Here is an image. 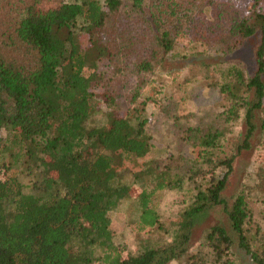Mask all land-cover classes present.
<instances>
[{"label": "trees", "instance_id": "trees-1", "mask_svg": "<svg viewBox=\"0 0 264 264\" xmlns=\"http://www.w3.org/2000/svg\"><path fill=\"white\" fill-rule=\"evenodd\" d=\"M102 1L0 0V264H237L234 245L264 264V217L253 220L247 204L253 187L264 202V172L223 195L234 160L264 141V0ZM187 35L218 54L207 85L227 105L206 126L183 128L192 157L156 159L146 117L118 108L116 82L131 67L139 76L163 71ZM248 40L243 62L237 51ZM101 77L106 110L91 124L101 110L90 83ZM144 169L153 187L136 197L135 234L160 227L154 191L189 187L191 200L172 242L124 255L108 212ZM216 207L222 219L191 252L193 225Z\"/></svg>", "mask_w": 264, "mask_h": 264}, {"label": "rangeland", "instance_id": "rangeland-1", "mask_svg": "<svg viewBox=\"0 0 264 264\" xmlns=\"http://www.w3.org/2000/svg\"><path fill=\"white\" fill-rule=\"evenodd\" d=\"M71 2L74 0H64ZM102 1V0H101ZM125 3L129 6V2ZM103 2V1H102ZM123 9V5L120 10ZM149 12V10L147 11ZM211 15V11H206ZM130 20L135 19L132 12ZM137 28V23H131L129 29L131 36ZM189 34V33H186ZM254 41H245L237 51V57L243 62L250 58ZM211 53V54H207ZM220 58L212 49L194 41L189 35L179 39L174 45L173 52L166 62L163 71H156L151 76H139L134 74L132 67L126 71L117 87L118 108L131 111L137 108L146 117V130L150 135V156L163 159L169 155L174 157L190 158L193 149L189 142L183 138L182 130L187 125L198 124L201 127L216 119V114L222 111L227 100L214 87L207 83L215 76V71L208 63L216 62ZM236 62L235 60H233ZM232 61V62H233ZM119 65H121L119 63ZM103 78L90 83V89L94 94V105L99 111L91 119V124L103 119L102 111L106 110L104 102L99 97L102 92ZM264 172V141L257 139L252 146V151L247 152L241 158L233 162V169L228 177L224 197H228L239 186L247 184L256 185L258 174ZM141 180L130 186L128 196L119 200L117 206L108 212L112 240L123 248V254H134L140 249L141 244L156 245L172 242L173 225L179 212L191 200L189 187L156 190L150 196L149 206L158 214L160 227L147 232L134 233L133 220L138 214L136 197L142 190H151L153 184L149 181L150 171L144 169L140 172ZM199 180V178H196ZM255 188V187H253ZM254 197L248 199L247 204L253 214V220L258 222L264 217V202L253 190ZM264 196V193H262ZM222 219L219 208L208 210L192 227L189 247L193 252L198 244L200 234L205 226ZM264 236V226L262 227ZM235 262L237 264H252L249 256L235 245L232 247ZM89 264H101L92 260ZM169 264H187L183 260L171 261ZM207 264H213L208 262ZM226 264V263H215Z\"/></svg>", "mask_w": 264, "mask_h": 264}]
</instances>
